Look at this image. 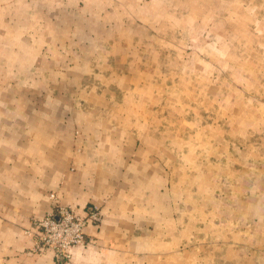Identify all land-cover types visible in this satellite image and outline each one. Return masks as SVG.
I'll use <instances>...</instances> for the list:
<instances>
[{
  "label": "rangeland",
  "instance_id": "obj_1",
  "mask_svg": "<svg viewBox=\"0 0 264 264\" xmlns=\"http://www.w3.org/2000/svg\"><path fill=\"white\" fill-rule=\"evenodd\" d=\"M171 1L168 26L142 28L135 47L132 35L110 49L104 37L95 40L101 47L87 57L114 62L112 70L63 78L56 90L33 76L54 71L33 48L36 36L12 37L13 54L0 53L12 64L0 65V75L13 80L0 91H11L9 105L28 104L31 132L43 126L49 137L42 116L54 117L56 106L69 126L70 94L84 89L91 94L81 116L101 119L111 139L129 141L128 156L145 161L134 184L155 188L141 202L152 209L133 227L140 240L119 243V264H264V0ZM21 41L32 48H18ZM25 74L30 81H21ZM89 207L98 208L100 224V207Z\"/></svg>",
  "mask_w": 264,
  "mask_h": 264
},
{
  "label": "crops",
  "instance_id": "obj_2",
  "mask_svg": "<svg viewBox=\"0 0 264 264\" xmlns=\"http://www.w3.org/2000/svg\"><path fill=\"white\" fill-rule=\"evenodd\" d=\"M172 8L171 0H0V34L4 35L0 53H11L14 44L9 41L14 36H36L33 48L48 55L43 62L52 64L54 71L48 68L33 76L54 82L56 90L63 78L90 76L94 67L114 68V62L87 57L101 47L96 39L104 37V47L110 49L118 38L132 35L135 47V36L144 32L142 28L151 26L158 32V26H168ZM19 47L32 45L21 41ZM60 51H68V59L58 58ZM8 55L0 58V65L12 64ZM67 64L71 69L63 73ZM12 76L0 75V83L12 81ZM30 80L29 74L21 78ZM83 90L76 86L70 94L76 115L69 126L56 106L51 107L54 117L42 116L43 125L52 126L49 137L44 136L43 126L31 132L28 104L9 105L4 100L11 91H0V264H59L51 251L36 253L34 238L25 234L34 219L55 209L56 202L82 216L89 206L97 205L103 217L100 224L86 229V245L73 251L70 262L60 264H119V243L141 238L140 234L135 238L133 227L136 221L143 222L142 211L152 209V202L144 207L141 202L148 201L146 196L151 201L155 188L135 187L134 177L147 166L134 154L127 155L131 144L124 137L108 136L101 119L92 123L91 116H81L91 94ZM79 96L77 107L74 99ZM72 129L82 130V136L74 140L69 134ZM51 195H56V201Z\"/></svg>",
  "mask_w": 264,
  "mask_h": 264
},
{
  "label": "built area",
  "instance_id": "obj_3",
  "mask_svg": "<svg viewBox=\"0 0 264 264\" xmlns=\"http://www.w3.org/2000/svg\"><path fill=\"white\" fill-rule=\"evenodd\" d=\"M56 201V195H51ZM97 207L87 208L86 215L77 214L71 208L55 203V209L44 217L34 219L31 229L25 234L35 240V252L43 255L46 251L54 254L56 261L65 263L75 249L84 247L86 229L100 221Z\"/></svg>",
  "mask_w": 264,
  "mask_h": 264
}]
</instances>
